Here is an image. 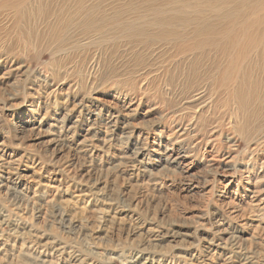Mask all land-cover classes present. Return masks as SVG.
<instances>
[{
    "label": "rangeland",
    "instance_id": "rangeland-1",
    "mask_svg": "<svg viewBox=\"0 0 264 264\" xmlns=\"http://www.w3.org/2000/svg\"><path fill=\"white\" fill-rule=\"evenodd\" d=\"M35 1L17 24L0 7V264H264V144L252 151L264 143V43L242 64L259 96L244 137L223 130L234 112L226 89L182 72L227 66L217 52L234 57L245 31L263 35L264 0H213L224 4L217 11L181 0L196 3L189 17L199 27L232 26L237 46L218 34L191 57L156 61L154 42L127 38L120 25L155 32L154 17L131 6L167 0H83L108 20L93 35L66 16L82 0H58L48 19ZM93 58L92 84L84 71ZM174 112L192 119L181 125Z\"/></svg>",
    "mask_w": 264,
    "mask_h": 264
},
{
    "label": "bare ground",
    "instance_id": "bare-ground-1",
    "mask_svg": "<svg viewBox=\"0 0 264 264\" xmlns=\"http://www.w3.org/2000/svg\"><path fill=\"white\" fill-rule=\"evenodd\" d=\"M25 1L26 0H0V7H3L9 11L11 10L10 13L14 15V17H12L11 20L13 19V22L17 24L21 20L20 19L21 16L23 15L22 10L24 8L23 4H25ZM61 1H66V0H61ZM204 1L205 2L203 3L206 5V7H208L210 10L213 11H217V9H221L224 7L223 6L224 4H222L223 2L218 3L213 0H204ZM35 2H37L36 11L40 10L39 12H37L38 14H40L38 17H41L42 19H48L54 17V15L57 14V10L55 9L57 8V5L55 3H57L58 0H36ZM141 6H143V4H141L139 7ZM171 6H173L172 8L174 11L173 13H171L170 11ZM196 8H197L196 3L192 1H181V0L179 1L167 0V1H163L162 3H158V2H154L152 4L150 3L147 8L143 9V12H137L139 8H135V6H131L132 14L134 13L137 14V17L141 18V16H143L142 15L143 13L151 14L154 17V21H151V23H149V28H156V31L151 34L148 33V29H147L148 25H146V27H140L138 29H134V27H131L130 25L131 23L128 22H124L122 25H120L121 27L120 29L122 31L127 32L128 35L127 38L136 37V36H142V37L147 36V38L149 39L148 42H152V43L154 42L156 47L152 48V50H150L149 53V57L153 61L158 60L159 56L162 53L166 54L167 52L170 51L173 52V56L175 55L182 57L183 56L191 57V55L194 54V51L196 49H200V48L202 49L214 44L218 34H222V36L225 35V37H228L230 41L233 42V49H235L234 46H237L235 45V43L238 40L237 38L239 34L233 32V27L230 26L229 29L225 30L222 33H218V30L215 29L214 27H208V26H206V28L199 27V23L197 25L196 19H192L189 17V15L192 12L195 13L198 12ZM134 9H136V11H134ZM65 11L68 20L70 19L72 21H76L77 26L81 28L83 32L87 33L86 35L103 33L104 29L108 25V20L104 18V16L100 15L98 17H95L91 14L89 11V6H85L83 0L75 2L73 6L66 8ZM78 14H81L82 17L77 18ZM197 17L198 16H196V18ZM223 18L231 19V14L226 13V15L223 16ZM262 22H264L263 19ZM193 25H196L195 28L190 33H188L187 34L188 37H186L185 36L186 30L189 28V26L191 27ZM262 34L263 35L256 34L255 32L253 34H249V32L245 31L243 33V36L246 37L247 42L245 45H239L240 48L238 49V52L234 57H233V50L230 48H228L227 50H220L219 52H217V55L219 54L220 56L224 57L227 60L228 63L227 66H222L217 63H212L211 67L209 66L210 68L204 71L202 70L201 67L200 72L202 73V75L196 74L195 71L198 69L191 67V65L187 67L186 72L182 71L185 78L186 76L187 79L189 76L193 78V80L190 81L192 84H194L197 79H200L203 83L202 85L203 89L206 86H209V83L217 89H223V90L226 89L224 93L227 95L228 101L233 105L234 112L233 115L230 118H228V121H225L223 119V122L224 121L227 122V127H223L224 128L223 130L226 132L237 134V136L240 137H244L243 136L244 126L255 114V111H252L253 108L252 101H254L255 97H259L256 96L255 90L251 86H247L245 84L246 81L249 80V77H251V71H252L251 64L245 67H243L242 64L243 61L249 58L251 52H257L260 49L261 44L264 43V32H262ZM185 39L187 41H184ZM224 48L226 49V47ZM206 55L207 54L205 53V51H202V58H204V56ZM257 55L258 58L260 59L258 60L261 62L262 65L259 67L260 69L263 70L264 48L261 49ZM100 63L101 60L93 58L85 67L84 75L88 78L89 82H92V84L97 80V76L101 68ZM23 68L24 67L22 68L17 67L14 70L22 71ZM237 70L243 72V77L241 82H239V76L237 74L233 75V71H237ZM139 75L140 77L147 76V74H144L143 72H141V74ZM173 78L174 75H172L170 79L172 84L174 80ZM228 86H233V89L228 90L227 89ZM204 92L205 90H203L202 95L206 94ZM180 98L184 99L183 95ZM194 98H195L194 96H190L188 99L192 100ZM200 99L201 98L197 100ZM206 107L207 105L205 106V108ZM175 113L177 112H174L173 113L174 115L172 117H175L174 120L179 122L181 125L185 120L189 121L192 119V118L189 119V116H185L182 114L175 116ZM222 134L223 131H221V135ZM206 139L207 137L205 135L203 136V139L200 142L206 143L207 141ZM225 141L226 144H230L229 148L231 149V144L233 143V137H231L230 139L228 138ZM263 144L264 143H258L257 146L252 149V151L253 152L259 151L261 145Z\"/></svg>",
    "mask_w": 264,
    "mask_h": 264
}]
</instances>
